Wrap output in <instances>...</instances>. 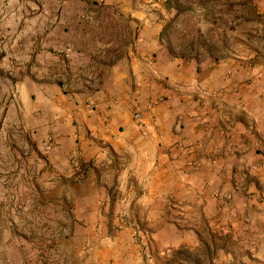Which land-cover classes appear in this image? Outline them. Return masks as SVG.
Returning <instances> with one entry per match:
<instances>
[{"label":"crops","instance_id":"obj_1","mask_svg":"<svg viewBox=\"0 0 264 264\" xmlns=\"http://www.w3.org/2000/svg\"><path fill=\"white\" fill-rule=\"evenodd\" d=\"M166 2L0 0V235L14 262L25 243L16 235H33L52 209L94 263L155 264L146 250L196 241L170 205L233 191L236 165L259 159L249 119H224L217 102L181 90L197 78L223 98V62L168 53L158 37ZM245 86L232 94L243 112L260 92ZM129 219L155 227L136 238Z\"/></svg>","mask_w":264,"mask_h":264},{"label":"rangeland","instance_id":"obj_2","mask_svg":"<svg viewBox=\"0 0 264 264\" xmlns=\"http://www.w3.org/2000/svg\"><path fill=\"white\" fill-rule=\"evenodd\" d=\"M253 2L261 12H264V0H253ZM166 12L167 8L165 7ZM244 61L247 60H243L241 57L222 60L223 74L220 78L222 85L217 86V88L222 89L221 96L223 98H219L218 94L213 92L215 85L211 84L210 87L200 88L197 78L193 80V83L181 85L180 88L185 90L187 95L194 94L196 97H200L207 105H214L217 102L222 109L224 119L231 118L230 113H236L235 115H241L249 119L251 124L249 135L254 141L253 149L256 153H260V157L258 160H253L247 169L240 167L241 169L238 171L236 165V170L229 178L233 191L208 193L202 195L201 200L197 198L194 203L180 204L174 201L170 205V211L174 223L181 228L190 227L191 223L187 220L192 221L201 214V221L206 222L211 234H213V231H218L219 233L225 232V234L232 235L229 246L238 259L242 257L241 260L246 264H264V67L254 66L250 68L248 62ZM249 68L252 70L248 72ZM238 71L239 74H237ZM243 83H247L256 91H260L256 92L254 96L244 98L243 103L248 105L244 108L247 112L235 107V103L232 102V94L236 89L235 85L237 84L238 87L243 88L245 86L242 87ZM138 107L137 103L132 102L133 117L136 110L140 111ZM132 158H134V154ZM251 177L259 182V190L257 194L253 191L248 195L243 189V178ZM30 180L35 185L37 184V180L34 181L35 177H31ZM51 180L53 181L52 178L48 179V181ZM63 183L70 186L69 181ZM80 184L84 186L86 182L81 181ZM51 189L43 193V198L54 201L57 197L55 195L56 190L54 187ZM78 189H82V187L79 186ZM38 193L34 192V201L40 202L42 199L38 198ZM139 210L143 211L142 208ZM46 220L43 223L39 220V223L37 221L34 223L36 230L33 235H16L20 236L18 237L20 241L25 240V243L21 242L18 252L15 253V262L13 261V255H9L8 239L5 235H0V264H13V262L14 264H96L93 260H89L88 247L78 237L79 235H61L62 229L60 226L64 227L65 224L58 223L59 218H56V214L52 209L48 210ZM129 220H131L130 224L135 236L138 235L136 230L140 231L143 227L150 230L155 227L154 225H143L144 223L142 221L138 222L139 220L135 222L133 219ZM110 224L113 226L110 222L109 228ZM68 227L70 226L68 225ZM110 230H113V228ZM39 231H41L40 235H38ZM42 232L47 234L42 235ZM196 242L197 240L194 243ZM151 252L146 250V254L155 255V259L157 256L160 257L164 254ZM228 258H230V255L222 254L217 263L223 264Z\"/></svg>","mask_w":264,"mask_h":264},{"label":"trees","instance_id":"obj_3","mask_svg":"<svg viewBox=\"0 0 264 264\" xmlns=\"http://www.w3.org/2000/svg\"><path fill=\"white\" fill-rule=\"evenodd\" d=\"M165 7L158 37L172 57L197 63L206 58L218 62L241 57L250 66L264 67V12L253 0H167ZM243 185L248 195L259 190L254 177L243 178ZM115 200L113 194L110 211ZM201 220L200 214L189 221L196 243H182L165 251L157 256L156 264H218L222 254L230 255L223 264H246L229 246L232 235L211 234ZM111 228L117 227L110 224Z\"/></svg>","mask_w":264,"mask_h":264},{"label":"built area","instance_id":"obj_4","mask_svg":"<svg viewBox=\"0 0 264 264\" xmlns=\"http://www.w3.org/2000/svg\"><path fill=\"white\" fill-rule=\"evenodd\" d=\"M134 118L139 120L141 118V112L139 110H136L134 113Z\"/></svg>","mask_w":264,"mask_h":264}]
</instances>
